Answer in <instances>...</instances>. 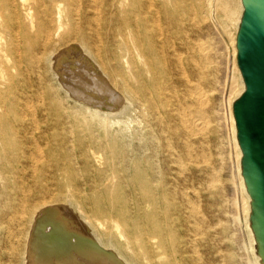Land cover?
Returning a JSON list of instances; mask_svg holds the SVG:
<instances>
[{
  "label": "bare ground",
  "instance_id": "6f19581e",
  "mask_svg": "<svg viewBox=\"0 0 264 264\" xmlns=\"http://www.w3.org/2000/svg\"><path fill=\"white\" fill-rule=\"evenodd\" d=\"M241 12V0H0V221L6 210L10 222H30L25 264H202L194 244L185 253L186 234L200 233L199 221L211 226L212 216L201 207L213 196L202 181L209 166L198 159L205 33L213 14L234 26L238 71ZM47 65L71 110L61 100L32 103L33 75L41 84L37 72ZM238 76L231 121L249 213L232 109L243 90ZM132 109L139 126L154 124L135 129L144 143L136 149L133 120L122 116Z\"/></svg>",
  "mask_w": 264,
  "mask_h": 264
},
{
  "label": "rangeland",
  "instance_id": "374dc122",
  "mask_svg": "<svg viewBox=\"0 0 264 264\" xmlns=\"http://www.w3.org/2000/svg\"><path fill=\"white\" fill-rule=\"evenodd\" d=\"M224 18L225 17H223L221 14L219 16L213 14L212 19L208 21V27L206 28L205 33L209 48L208 75L206 78V83L204 84V91L207 93L203 118L206 128L202 136L201 145L203 148V153L205 154H202L204 157H200L198 159L203 161H206L207 159L206 162L209 166V172L205 178H202V181L204 185L208 186L209 190L213 192V196L207 202L209 209L206 208L204 205L205 203H202L201 207L203 211H211L212 216H210V219L208 220V224L210 223L211 226H205L203 222L199 221L202 225L200 231L201 234L196 232L192 233L191 235L189 233L186 234V237L190 239L188 242L190 247L188 248L189 252L185 254H187V256L188 254H193L191 252V246L194 244L196 246L198 256L202 258V264H257L256 260L257 258L260 260V258L257 252L255 251L257 255L255 256L251 249L252 244L255 246V243L253 242L254 234L253 232H248V229L245 226L246 218L248 220L249 213L246 211L245 192L243 191L238 172V151L234 140V130L231 121V101L236 94V90L238 89V86L236 85H238V73H240V71H237L236 69L234 49L233 45L230 43L232 34L235 30L234 26L231 23L228 24ZM68 43V39L62 41L54 40L52 42L51 48L57 51ZM222 49H225L223 50L224 53ZM215 50L216 52L219 50L222 52L219 51L216 53ZM213 56L215 59L217 58V61L213 59ZM37 73L42 75L43 81L40 84L38 80L36 81L35 74L33 75L34 80L32 87L29 88V90L31 89L32 91L31 94H35V96L31 98L32 103L35 104L39 102L40 104H47L49 102H55L54 104H60L59 101L61 100V104H63L65 107H68L69 109L75 106L73 100L64 99L63 91L57 89V81L53 79V73L55 72L51 70L48 65L39 68ZM116 81L118 82V80ZM230 85H235L236 89L233 90ZM122 93L124 95L125 92ZM217 107H219L221 110ZM137 112L138 110L135 111L132 109L128 111V114H125L126 112L122 114L124 119L130 117L131 121L133 120L130 122V128L128 132L134 136L132 143L135 149L138 148V145L140 146L144 144H140L141 141L136 140L137 137L135 129L138 128L141 131H145V134L147 132L146 130L154 127V124H152L153 120L151 119L147 121V125L149 124L147 127L146 124H144L145 121L139 126L138 122L140 119H136L138 122L135 120ZM224 114H226L225 117ZM218 116L221 117V119ZM229 151L231 153H229ZM93 177H97L94 172L91 173L88 178ZM91 188L92 187L89 185L83 187L82 190L83 192H89V189ZM79 197L81 199L84 198L81 194ZM201 200L203 202L206 201L204 198ZM86 209H91V205H87ZM4 210L5 209H3V211ZM2 214L3 212L1 210L0 216ZM7 214H10V211L5 210V215L0 221V264H25L26 239L31 224L28 220H26L24 223V220L19 217L14 222H10L8 219H6L8 216ZM236 218H238V221L240 222H238ZM202 237L205 240L204 242H201L202 240H198ZM196 240H198V242ZM212 245L218 246L220 251L218 250L216 252ZM183 264L195 263L188 258H185Z\"/></svg>",
  "mask_w": 264,
  "mask_h": 264
},
{
  "label": "water",
  "instance_id": "95a60500",
  "mask_svg": "<svg viewBox=\"0 0 264 264\" xmlns=\"http://www.w3.org/2000/svg\"><path fill=\"white\" fill-rule=\"evenodd\" d=\"M241 5L236 59L243 90L232 109L241 151V176L250 197L248 225L264 264V0H241ZM53 233L59 235L61 231L54 229Z\"/></svg>",
  "mask_w": 264,
  "mask_h": 264
}]
</instances>
